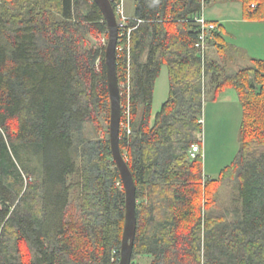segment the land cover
I'll return each mask as SVG.
<instances>
[{"label": "trees", "instance_id": "obj_1", "mask_svg": "<svg viewBox=\"0 0 264 264\" xmlns=\"http://www.w3.org/2000/svg\"><path fill=\"white\" fill-rule=\"evenodd\" d=\"M230 1L242 3L244 19L264 20V0H134L130 48L125 39L116 51L120 148L137 197L131 264H141L136 255L264 264V59L237 74L210 60L209 47L230 46L218 21L205 61L196 47L194 16ZM108 37L95 0H0V264H119L126 193L110 142ZM163 65L169 95L152 123ZM228 87L242 104V146L208 178L190 150L204 145L206 96ZM225 181L241 204L233 219L207 211Z\"/></svg>", "mask_w": 264, "mask_h": 264}, {"label": "rangeland", "instance_id": "obj_2", "mask_svg": "<svg viewBox=\"0 0 264 264\" xmlns=\"http://www.w3.org/2000/svg\"><path fill=\"white\" fill-rule=\"evenodd\" d=\"M229 3L235 7L227 10V4L225 2L211 3L205 8V15L212 16V13H217L214 12L216 7H223V16L228 18L227 21L223 22L225 26V30L222 31L223 37L229 45L231 43L240 45L242 47L241 49L245 50L244 54H247L244 56L243 53L237 49H232L230 46L221 49L216 46H211L208 49V56L210 60L219 62V64L224 66L228 74H237L249 67H256V62H253L250 57L264 58V28L251 26L252 24L243 22L241 17V15L243 16V11L241 12L242 3L236 1H230ZM125 6L127 15L135 14L136 5L133 0H126ZM122 86L123 88H128L125 83ZM168 95V68L166 65H163L160 75L156 80L152 118L161 110ZM212 95L213 88L204 101L202 114L203 127L199 132V136L204 144V174L208 178H217L219 172L225 166L231 165L235 161L242 146L240 127L243 110L241 102L230 104V102L224 103L221 101L219 103L217 99L211 98ZM101 127V134L104 136L107 135V120L102 119ZM87 130L91 132L92 126L88 125ZM256 140L261 141V138ZM205 146L208 150H205ZM205 152H207V155ZM77 195L76 193L73 194L74 199H77ZM236 197L233 183L225 181L214 188V202H211V206L207 211L223 214L227 218L233 219L235 211L241 206L240 201ZM135 261L141 264H150L151 257L148 255H136Z\"/></svg>", "mask_w": 264, "mask_h": 264}, {"label": "water", "instance_id": "obj_3", "mask_svg": "<svg viewBox=\"0 0 264 264\" xmlns=\"http://www.w3.org/2000/svg\"><path fill=\"white\" fill-rule=\"evenodd\" d=\"M101 8L109 28V37L105 54L106 74L111 101L110 142L114 160L120 170L126 193L125 227L122 237L121 257L119 264H131L133 247L137 231V197L136 185L132 172L120 148V88L116 67L118 44V24L110 0H95Z\"/></svg>", "mask_w": 264, "mask_h": 264}, {"label": "built area", "instance_id": "obj_4", "mask_svg": "<svg viewBox=\"0 0 264 264\" xmlns=\"http://www.w3.org/2000/svg\"><path fill=\"white\" fill-rule=\"evenodd\" d=\"M113 9L115 11L116 20L118 24V44H117V50L123 51L125 49L124 44H119L122 41L126 39L127 41V48L129 50L130 48V40H131V32L134 29L130 25V19L133 17H130L126 13V0H110ZM255 6V5H252ZM194 21L199 23L201 26L200 33L198 40L196 42V47L199 49V53L203 59V61L206 60L207 57V49L208 45L207 42L209 38L212 36L213 32L218 29V24L212 20H209L205 12L202 11L200 14H197L194 16ZM105 41V40H104ZM123 112L125 115H127L126 122H123V127L127 129V132L131 133V127H130V104L128 103L126 106L123 107ZM202 121V120H201ZM198 155L203 156L204 158V148L200 143H195L192 145L190 150V157L196 158Z\"/></svg>", "mask_w": 264, "mask_h": 264}, {"label": "crops", "instance_id": "obj_5", "mask_svg": "<svg viewBox=\"0 0 264 264\" xmlns=\"http://www.w3.org/2000/svg\"><path fill=\"white\" fill-rule=\"evenodd\" d=\"M134 2V0H133ZM226 5V8L227 10L228 9H232L234 8L235 6L229 2H225ZM223 10L224 8L223 7H216V10L214 12H217V13H212V16H208L206 14V17L209 19V20H212V21H218L219 24H222V27H221V32L223 30H225V26L223 25V22L224 21H227L228 18L227 17H224L223 16ZM243 11V7L241 5V12ZM204 12L206 13V11L204 10ZM130 17H134L135 14L133 15H129ZM242 19H243V22H246V23H249V24H252L251 26H257L258 28L260 27H263L264 28V20H248V19H244V17L241 15ZM227 44L228 42L226 41V39L224 40ZM232 44V45H231ZM230 44V47H232V49H237L238 51H240L241 53H245V50L241 49L242 47L240 45H238L237 43H231ZM229 45V44H228ZM247 54V53H246ZM244 54V56L246 55ZM251 58H257V57H250ZM261 59H264V58H261ZM218 100L219 103H221V101H223L224 103L225 102H230V104H237V103H240V99H239V96L237 94V91L234 89V88H226L224 89L223 91L220 92V94L217 96L216 98ZM242 105V104H241ZM242 116H243V112H242ZM154 118H152V123L154 121ZM204 148V146H203ZM205 150H208L205 146ZM205 154L207 155V152H205ZM205 157V156H204ZM215 173V172H213Z\"/></svg>", "mask_w": 264, "mask_h": 264}]
</instances>
